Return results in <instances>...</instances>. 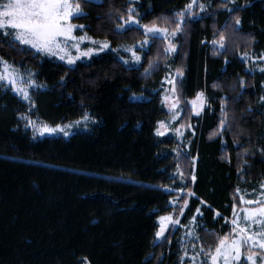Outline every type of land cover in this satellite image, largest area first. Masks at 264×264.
<instances>
[{
	"label": "trees",
	"instance_id": "16d2710c",
	"mask_svg": "<svg viewBox=\"0 0 264 264\" xmlns=\"http://www.w3.org/2000/svg\"><path fill=\"white\" fill-rule=\"evenodd\" d=\"M188 2L137 0L136 7L141 23L150 24L158 17L173 18ZM203 2L211 7L204 13L195 10L198 19L187 23L175 40L177 52L160 53L158 67L148 74L144 69L156 60L164 41L157 40L135 70L113 52L70 67L0 44V56L31 69L44 85L33 94L34 113L42 121L63 125L85 113L93 120L89 130L68 138L34 139L20 119L27 105L0 88V264H79L84 257L91 264H179L178 232L171 244H153L157 218L173 211L169 202L177 195L165 188L184 187L178 166L187 181L184 190L196 193L182 223L188 224L201 208L197 231L206 247H214V238H205V230L220 236L229 231L223 218L214 219L215 213L230 220L238 195L258 190L264 182V73L247 72L249 64L239 58L244 51L264 54V0H236L246 5L238 13L222 8V0ZM81 3L86 17L73 23L85 29L76 35L87 32L113 47L144 39L135 29L112 31L118 14H126L128 0ZM235 14L242 20L240 28H229L227 49L214 54L211 41L234 23ZM176 68L184 73L182 105L198 92L205 93L210 105L199 117L184 113L182 122L191 123L195 134H187L186 147L181 146L186 151L179 156L175 138L156 135L157 122L170 116L161 103L162 81ZM225 101L229 126L223 136L210 139Z\"/></svg>",
	"mask_w": 264,
	"mask_h": 264
},
{
	"label": "snow or ice",
	"instance_id": "6c2138e0",
	"mask_svg": "<svg viewBox=\"0 0 264 264\" xmlns=\"http://www.w3.org/2000/svg\"><path fill=\"white\" fill-rule=\"evenodd\" d=\"M92 2L93 0H83L84 4ZM128 4L126 14H118L116 17L117 22L112 31L121 34L135 29L142 33L144 39L132 45H121L114 48L107 39L96 40L88 36L87 32H84L83 35L75 34L77 29L81 31L85 29V25L73 23L74 19L86 17L81 0H0V44L6 45L18 54L29 52L34 56L43 54L56 57L68 65H74L78 60L92 59L95 55L110 51L116 53L119 60L129 66V70H135L133 66H142V60L145 59L146 53L151 51L155 42L157 40L164 41L156 60L149 61L148 68L144 69L145 74H148L158 67L157 61L160 53L167 57L177 52L175 39L179 34L185 32L187 23L198 19L195 10L199 9L200 13H204L211 7V3L205 4L203 0H189L182 10L174 13L173 18L164 17L161 21V18L158 17L150 24H143L141 23L143 17L136 7L137 0H128ZM229 5L232 6L229 7ZM244 6L237 5L236 0H222L221 4V7L229 13H238ZM233 21L234 23L226 25L223 31L217 33L218 39L211 41L214 46V54H220L221 50L227 49L228 37L225 33L228 29L231 28L233 32H236L240 28L242 20L238 14L233 16ZM85 41L91 47L82 48L81 45ZM121 52L128 54V58L120 55ZM239 58L245 63L256 64L259 62L257 68L261 73H264V66H260L264 65V54L253 56L244 51L240 53ZM225 64H228L227 60H225ZM254 70L256 69L248 68L247 72L251 73ZM183 75V69L176 68L174 75L169 72L162 81V87L164 84L170 86L164 88L165 94L161 103L168 109L171 119L167 123L165 121L157 122V136H164L170 130L172 122L180 119L181 113L190 111L199 117L205 108L210 106L204 92H198L192 100H183L182 106L180 84ZM240 85L244 86L242 78ZM42 87L44 85L38 83L37 74L31 69L17 67L14 62L9 63L7 59L0 56V88L9 89L26 101L30 105L29 112L36 106L32 100L31 90ZM260 102L264 105V97L260 98ZM226 107V101L220 105L222 116L216 130L210 134V139L218 135L223 136L227 130L229 121ZM21 119L26 121V128L32 129L34 139L37 135L58 133L68 136L69 129L81 123L78 120L73 124L53 126L46 122L33 120L27 113L21 114ZM89 119L87 113L81 117L85 125ZM182 128L192 129V134H195L190 123L181 124L179 128L175 129L176 134L180 137L184 134L181 131ZM261 151L264 152V149ZM225 158L229 163L231 162L230 157ZM177 174L186 187L187 181L184 173L179 170V166ZM195 180L196 175L193 170L191 181L194 183ZM184 187L165 188L166 191H176L177 197L169 202L173 206V212L158 216L153 244L158 242L171 244V234L183 227L185 229L184 236L178 241L182 252V255L179 256V264H264V182L260 184V191L254 199H247L243 194L238 195L239 205L235 202L232 204L230 220L227 217H222L219 211L215 213L214 219L216 217L223 218L225 224L229 226V231L220 236L215 232L205 230V238H214V247L211 245L206 247L203 242H200L201 236L197 229L200 228L198 219L203 218L204 215L201 208L196 209V215L191 217L188 225H181V219L185 218V212L189 209V199L196 196L194 191H185ZM240 192L241 190L237 188L236 193ZM253 193H256L255 189ZM236 199L237 197L234 196V200ZM201 204L211 208V205H207L205 201H201ZM197 242H200L198 250ZM189 244H191V255L189 254ZM79 264H91V261L84 257Z\"/></svg>",
	"mask_w": 264,
	"mask_h": 264
},
{
	"label": "rangeland",
	"instance_id": "374dc122",
	"mask_svg": "<svg viewBox=\"0 0 264 264\" xmlns=\"http://www.w3.org/2000/svg\"><path fill=\"white\" fill-rule=\"evenodd\" d=\"M93 1H96V0H93ZM98 1V0H97ZM177 38V37H176ZM96 40H99V39H96ZM176 40V39H175ZM100 41H103V40H100ZM121 45H119V46H117V47H120ZM81 47L82 48H86V47H91V45L87 42V41H85L82 45H81ZM115 48V47H114ZM107 52H110V51H105V52H103V53H107ZM103 53H100L99 55H101V54H103ZM175 53H173V54H171V56H173ZM120 55H123V56H125V58H128V54H125V53H123V52H121L120 53ZM143 55V54H142ZM253 55V54H252ZM47 56V55H46ZM95 56H98V55H95ZM95 56H93V57H95ZM253 56H255V55H253ZM49 58H53V59H56V60H58V61H61V60H59L58 58H56V57H52V56H48ZM86 60H90V59H87V58H84V59H81V60H78L77 62H76V64L78 63V62H81V61H86ZM143 61V60H142ZM61 62H63V63H65L66 65H68L65 61H61ZM142 63V62H141ZM259 62H257L256 64H254V63H248L249 64V67L250 68H253V69H256V70H254V71H259L258 70V68H257V64H258ZM76 64H74V65H68V66H70V67H73V66H75ZM134 66H140V65H134ZM260 66H264V65H260ZM171 73H173V75L175 74V70H172L171 71ZM168 87H170L169 85H167V84H165V88H168ZM42 88H34V89H32L31 90V96H32V100L34 101V99H33V94L36 92V91H38V90H41ZM14 93V92H13ZM16 94V93H15ZM164 92H163V96H164ZM17 95V94H16ZM20 98V97H19ZM137 98H139V99H141V97H137ZM21 99V98H20ZM22 100V99H21ZM23 101V100H22ZM26 105H27V108H26V112H24V113H27L28 115H30L31 116V118L33 119V120H38V121H40V122H44V121H42V119H40L38 116H36L35 115V109L36 108H32V111L31 112H29L28 111V109H29V107H30V105L26 102V101H23ZM183 106V105H182ZM168 110V109H167ZM24 113H22V114H24ZM183 115H184V113H181V117H180V119L179 120H177V121H175V122H172V124H171V128H170V130L169 131H167L166 132V134L164 135V136H172L173 138H175V140L179 143V145H178V148L176 149V154H177V156H179V155H182V153L183 152H185L186 151V149H181V146H185L186 147V137H187V134L188 133H192V129H187V128H182L181 129V131H183V136L182 137H180V136H178L177 134H176V132H175V129L176 128H179L180 126H181V124H184L183 122H182V120H183ZM90 117V116H89ZM20 119H21V115H20ZM170 119H171V117L170 116H168V118H167V120L165 121L166 123L167 122H169L170 121ZM78 120H80L81 121V123L79 124V125H76V126H74V127H72L71 129H69V135L68 136H65L63 133H58V134H55V135H44V136H36V139L37 138H43V137H46V136H51V137H66V138H68V137H70V136H72V135H74L75 133H77V132H83V131H87V130H89L90 128H91V126H92V123H93V120L91 119V117H90V119L86 122V125H85V122L84 121H82L81 120V118L80 119H78ZM78 120H76V121H78ZM21 121H22V126H23V128L25 129V130H27V131H29L31 134H32V136H33V131H32V129L30 128V127H28V128H26L25 127V123H26V121H24V120H22L21 119ZM75 121H73V122H69V123H66V124H63V125H67V124H73ZM191 124V123H190ZM184 125H186V124H184ZM192 125V124H191ZM192 128L194 129V126L192 125ZM161 137H163V136H161ZM183 151V152H182ZM180 171H182L183 172V170L182 169H180ZM184 173V172H183ZM260 191V186H259V188H258V190H256V193H253V192H247L246 194H243V195H245V197L247 198V199H254L255 197H256V194H258V192ZM176 192V191H175ZM177 197V195H175L174 197H173V199H175ZM172 199V200H173ZM181 202V201H180ZM238 205H239V201H237L236 202ZM173 212V211H172ZM171 212V213H172ZM181 225H188V224H183L182 223V219H181ZM176 232H178V234H177V237L180 239L181 237H183L184 236V233H185V229L183 228V227H180V229L178 230V231H175L174 233H172L171 234V236H170V239L173 237V236H175V234H176ZM189 254L191 255L192 253H191V244H189ZM199 249V244L197 243V250ZM182 254V253H181Z\"/></svg>",
	"mask_w": 264,
	"mask_h": 264
}]
</instances>
